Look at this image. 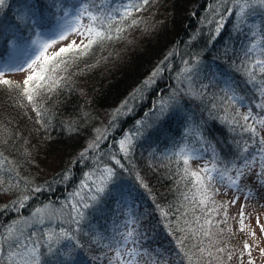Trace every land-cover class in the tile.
<instances>
[{"label": "trees", "instance_id": "obj_1", "mask_svg": "<svg viewBox=\"0 0 264 264\" xmlns=\"http://www.w3.org/2000/svg\"><path fill=\"white\" fill-rule=\"evenodd\" d=\"M87 2L98 4L99 0H3L0 4V69L7 66L9 70L6 72H16L12 69L24 51L22 47L29 45L37 28L47 26L50 14L62 13ZM124 2L105 0V7L109 10L122 8ZM156 3L158 6L152 8L151 14L155 23L145 34L142 31L146 27L145 13ZM239 3L240 0H148L140 11L134 10L131 17L120 23L124 31L119 38L94 45L86 55L70 61L66 69L64 66L58 69L56 78L60 83L54 89H41L34 94V100L29 101L20 87L1 85L0 139L6 145L0 144V193L5 198L0 200V238L7 228L18 224L38 207L49 202L60 203L72 185L79 183L89 170L102 171L113 166V177L108 180L107 188L77 227L79 235L63 240L54 254L46 255L45 259V264H108L109 240L118 228V203L134 200L143 204L153 199L163 204L164 201L168 203V197L169 203L177 205L174 202L176 193L168 196L165 192L170 191V185L164 176L169 171L165 169L166 162L181 166L182 157L176 155V146L184 139L186 142L198 139L196 143L209 146L212 151L214 149L217 155L214 160L221 171L233 163L242 167L253 157H264L260 131L256 128L258 135L245 131V127L252 123L250 119H242L244 110L251 109L257 113L255 115L264 113V73L259 72L254 63L258 59L264 60V9L251 12V16L242 21V17H237ZM159 10L161 15L156 18ZM21 16H26V19ZM222 18H225L224 23L220 20ZM132 20L137 23L132 24ZM139 36L144 38L143 41ZM130 37L133 48L129 50V62L121 60L122 63L114 64L107 57L104 66L111 64L112 73L100 75L98 67L103 64L100 50L109 55L113 48H104ZM10 41L15 45L10 46ZM81 64L84 71L78 70ZM154 68L155 73L152 72ZM188 69L194 73L193 76H189L191 71ZM249 70L256 77L255 81ZM138 87L142 91L135 99L140 101L129 104ZM164 93L172 99H162ZM126 100L128 103L122 106ZM163 100L173 101L166 111L159 106ZM110 106L114 107L108 120L104 110H109ZM150 115L152 117L149 118ZM147 117L151 119L150 123L156 118L149 127L145 125ZM66 118L72 119L70 121L76 124L75 127L80 128L75 137L77 140L71 142L73 146L68 157H72L79 146L82 147L83 144L77 141L96 133L98 122L104 119L107 122L92 147L88 146L71 159L72 163L65 165L69 166L68 171L64 170L69 175L57 171L54 175L44 176L38 168L32 174V163H38L34 158V146L59 145L64 129L72 127ZM34 121H39L41 127L38 128ZM188 128L194 129L197 135L185 136ZM125 134H133L132 138L138 145L131 149L132 152L130 147L122 151L120 144L116 143ZM31 142L33 144L29 145ZM138 153L155 156L161 167L148 173L142 164H131L129 158L134 159ZM145 177L150 180H146L147 184L142 182ZM216 182L212 183L218 189ZM189 183L190 180L186 184ZM211 194L213 201V191ZM157 195H162V201ZM223 200V206L231 205L229 200ZM223 206L207 204L201 209L192 204L194 216L199 218L191 221L193 230L186 235L188 243L183 239L181 253L175 234H167L164 230L165 236H169L165 237L161 234L162 229H157L156 234L147 232L142 240V249L148 250L150 257L167 260L166 264H248L250 259L259 264L262 258L254 256L261 255L260 249L238 233L236 237L242 239L238 238V242L226 246L225 251H219L218 244L224 243V234L220 230L224 217H227ZM213 208L215 212H210L209 209ZM177 219L164 214L160 221L163 227V221L170 223ZM205 220L211 223L205 224ZM46 226L43 224L39 228L45 229ZM22 229L21 242L34 227ZM215 230H218L216 234ZM204 231L210 235L204 236ZM191 241L194 249H186L184 245ZM245 242L253 246L251 256L244 250ZM241 251L245 252L243 256ZM9 252L5 251L0 258L4 264H10L7 259Z\"/></svg>", "mask_w": 264, "mask_h": 264}, {"label": "rangeland", "instance_id": "obj_2", "mask_svg": "<svg viewBox=\"0 0 264 264\" xmlns=\"http://www.w3.org/2000/svg\"><path fill=\"white\" fill-rule=\"evenodd\" d=\"M83 4L84 3L79 4L78 7L69 8L67 9V11H63L62 13L56 11L55 13L50 14L46 20L47 26L40 27L35 30L32 41L29 42L28 46L22 47L24 51L21 57L13 65V68L15 65H21L25 68V71H16L17 73L15 71L14 73L5 72L6 78L12 81L11 86H15L16 84H19L20 88L23 90V88L25 87L23 85V80L26 78L28 74H30V70L27 69L26 62H30L32 59L35 58L36 55L39 54V51L41 50V46L44 43L50 42L53 39L57 40V43L52 45V47L48 49V52L51 53L53 51L58 50L60 46H64L67 43H71L72 41H77L78 43L80 42L82 37L76 35L75 33H72L71 31L68 32L67 38L64 41L59 40L58 34L64 30L66 22L71 21L73 19L76 12ZM157 4L158 3L151 5L150 6L151 8L150 9L148 8L147 12L145 13V18L147 21H145L144 23L146 27L142 29V31H144L145 34L146 32L148 33V31H151L150 27L153 26L152 24L155 23V21L151 19L152 16L151 14H152V8L154 6H158ZM260 8L264 9V5L260 4L259 0H240L238 8L236 9L238 11L237 17L239 16L242 17V21H243L246 17L249 18L251 16L250 15L251 12H255ZM241 9H243V12H241ZM90 10L94 11L92 8H90ZM236 10H235V14H236ZM160 15H161V11L159 10L156 18H159ZM21 17L23 19H26L25 18L26 16H21ZM220 20L222 23H224L223 21H225V18H222ZM83 22L87 23L86 18L83 20ZM144 36L145 38H147L151 35L147 37L146 35ZM131 38L132 37L128 39L124 38L123 40L120 39L116 43L110 45L109 47L104 48V49L113 48L109 53V55L106 54L105 50H100L101 56H103L102 57L103 64L100 65V67H98L100 71L99 72L100 75L103 72L104 74L106 73L107 76L110 75V73H112L111 64L104 66V62L108 60L106 59L107 57H109L111 61L113 60L114 64H117L119 62L120 63L127 61L129 62L131 56V52L129 50L133 48V46L130 44L132 41ZM138 38L139 40L144 39L141 36H139ZM10 42H11L10 46L15 45L14 41H10ZM111 54L113 55L111 56ZM79 67H81L78 69L79 71L80 69L81 70L83 69L84 71L82 64ZM188 71L190 72L191 70L188 69ZM152 72L155 73L156 68H154ZM193 75L194 73L191 71L189 73V76H193ZM1 85L3 84H0V87H2ZM134 89L135 88H133L132 91ZM137 90L138 91L133 92L129 104L132 103V101L135 102V100H138L135 98L138 96L139 91H142V88L138 87ZM178 92L182 94L181 91L178 90ZM161 94L162 93H160V95ZM175 95L178 96L177 93ZM164 96L165 93L163 94L162 99H172V97L170 98V96H165V97ZM160 97H162V95ZM139 101L140 100L136 102ZM127 103L128 100L122 102L121 105L125 106ZM159 103H160L159 104L160 108L166 111L167 106H169L170 103L173 104V101L163 100L160 101ZM113 107L114 106H112L109 110L103 109L105 112V117L108 118V120L111 116ZM34 111L36 110L34 109ZM248 111L249 109L244 110V113L246 114ZM255 114L257 113L252 111V115L257 119L264 117V113L258 115ZM150 117L152 116L150 115L149 118ZM149 118L148 117L145 118V125L147 127H149L150 124H152L153 122L155 123L156 121L155 118L154 121L150 123L151 119L149 120ZM66 119H64V121L72 120V119H67V120ZM249 119L251 123L256 126L257 130L260 131L261 138L264 139V125L256 124V121L253 120L251 117ZM70 122L72 127L70 128L68 126V130H66V128L64 129L63 135H61L62 140L59 145L56 146L43 145V147L41 148L36 147L37 145L34 146L35 147L33 152L34 158L38 159V163H32V165H34V168H30L32 170L31 171L32 174L38 168V171L39 172L42 171L44 176L52 175V174L54 175V173H56L57 171H61V173L65 172L64 175H67L68 172L66 173V171L64 170H67L69 166H65V165L72 163L71 159L76 158L79 155V153L81 154L85 150V148H87L88 146L93 144L94 141H96V137L101 131L104 124L107 122V119L98 122L95 131L96 133L90 134V136L84 138L83 141H77L78 143H81L80 145L82 144L83 145L82 147L79 146L76 150L73 151L74 154L72 155V157L71 155L68 157L67 154L69 153V150L72 151V149H70L71 146H73L71 145V142H73L72 141L73 139L77 140V138L75 137L78 135L80 128L75 127L76 124L72 123V121ZM34 123L38 128L41 127L39 121H34ZM193 130L194 129H189V128L186 129L185 136L190 137L197 135ZM132 136L133 134L132 135L125 134L122 137H120L118 140H116V143L118 142L120 144L122 140H126V139L130 140V143L126 144V148L130 147V151L132 152L131 149H133V147L138 146L135 142V139L132 138ZM1 140L2 139H0V144L6 145ZM197 140L186 142V139H184V141L180 142L176 146L177 148L176 155H178V157L180 156L182 157V162L179 163L181 166H177L176 164L171 162H166L167 168L165 169L166 170L168 169L169 171L164 176V178L165 179L167 178V180H169L170 191L167 190L165 192L169 194L168 196H170L174 192L176 193L177 199H175L174 202H176L177 205H172L171 204L172 202L169 203L170 198L168 197H166L168 203L163 200L164 201L163 204L161 202H157L153 199H150L149 202L146 201L143 202V204H140L134 200H126L125 202L123 201L118 203V205H116L118 211L116 215V220L119 229L118 228L116 229L115 236L109 240L110 244L108 246V252H107L108 264H127V261L132 259L131 255L128 254L129 250L131 249H136L138 253L134 264H166L167 260H165L164 262L162 257L159 258L154 256L150 257L148 251L142 249V246H144L142 240L146 236L145 234H147V232L155 233L157 229H162L163 233L161 231V234L164 236H165L164 230L167 231V234H169L168 232L174 233L175 236L177 237L176 242L181 245L180 247L181 249L179 248L181 253L183 239L185 238L184 240H186L188 243V238L186 237V235L188 234L189 231L193 230V226L190 227L191 221L194 222L197 218H199V217L196 218L194 216L195 213L194 210L192 209V204L201 209L202 207H206L207 204H213L214 206H223L224 205L223 198L229 200L231 205L230 204L226 205V207L223 206L225 208L223 210L226 211L227 217H224L225 221L220 230L224 234V243L221 246H220L221 243L218 244L219 248L224 249L225 251L227 248L226 246L238 242V238L242 239L243 237H246V239L249 240V243L253 244L256 249L264 248V233H262L261 231V226H264V186L258 183V180L264 179V170H261L260 168V163L262 162L261 158L255 157L256 158L255 161L250 165L251 171H249L248 167L244 168L246 175L241 178L238 185L236 186L229 187L227 177H225L224 180L221 181L220 179L216 178L215 172L212 173L214 177L213 181L216 180L218 181V183L217 182L216 183L218 184L219 191L212 182L209 183L205 181L209 189L208 191L209 200L207 203L200 204V200L202 199V197L199 194H197V188L194 186L195 183L194 177L189 175L188 177H186L187 179L185 181L184 169L187 167L189 171H200L205 166L209 168H211L213 164H215L216 168L220 166L214 160V157H217L214 149L212 151L209 146L206 145L202 146L201 144L196 143ZM32 144L33 143L31 142V144L29 145ZM80 149L83 150L81 151ZM149 150L151 151L150 148ZM185 157L188 158L187 165H185L184 163ZM156 160L157 158L155 156L154 157L149 155L142 156L140 153H138L137 156L134 157V159H132L131 157L129 158V162L131 164L140 163L139 164L140 166L142 164V166L146 168L148 173L153 172V170L156 171L158 170V168L161 167L159 166L160 163L156 162ZM238 168L241 167L237 166L236 163H233L232 166H230L228 169L226 168H222V169H226L228 171V175L235 178V171ZM109 169L111 170L110 176L108 175ZM113 169H114L113 166L111 167L107 166L102 171H95L94 169L89 170L83 175L82 180L79 181V183L72 185V187L65 194L66 197L60 203L49 202L46 205L40 206L36 210H34L32 214L28 215L26 218L18 222V224H20L22 228H25L27 226L34 227V229L29 233L27 237L24 236L22 243L28 246H38L39 255L41 258V264L46 263L45 262V259L47 257L46 255L54 254L53 252L56 251L58 244H60L63 240H65L66 238L72 235H74V238L79 235L78 232L79 229H77L78 225L81 222H84L85 218L87 217V212L90 209V206L98 200L99 196L107 188L109 183L108 180H110L113 177ZM218 171L223 172L221 171V169H218ZM257 172H261V176L258 177L256 175ZM201 175H207V174L202 172ZM146 180L150 182V180L146 179V177L142 179V182H145L147 184ZM188 180H190V183L187 185L186 183L188 182ZM100 187H103L104 189L103 192H97V189ZM149 187L152 189V185H150ZM211 191H213V194L215 196L213 197V201H211V195H212ZM1 194L3 193H0V200H5L4 196ZM93 196H95L96 199H92ZM157 196L158 199L162 201V195L161 196L157 195ZM233 200H235L236 202L232 203ZM85 205L88 206L85 207ZM74 206L77 209L76 212L73 211ZM241 206H243V212H244L243 231L240 230L241 225L239 223L241 219L240 216ZM175 210L178 216L175 214ZM164 214L165 216L167 214L168 217H173L178 219L173 220L170 223L163 221V227H164L163 229L160 220H162V216H164ZM209 216L211 217L210 214ZM41 219L43 220V223H38V221ZM48 219L51 220L48 222ZM24 221H26L27 223L26 224L22 223ZM257 221H259V223H257ZM43 224H47L49 227L46 226L45 229L39 228ZM62 231L68 235H61ZM130 231L133 233V235L128 239L127 242H125L124 237ZM32 232L36 233L35 236L31 235ZM217 232L218 230L217 231L215 230L214 234H216ZM253 232L255 233L254 236L252 235ZM237 233L243 237H236ZM49 236L52 237L51 241L49 240ZM167 236L168 235H166L165 237ZM210 242L213 245L214 239H212ZM0 243H3L1 239H0ZM12 243H13L12 241H9L7 244H4V250L0 252V258L4 255L3 253H5V251L7 252L10 251L8 255L13 251H17L16 248L11 246ZM184 246L185 248L190 247L191 250L194 249L192 247V241ZM214 248L216 249V246ZM117 250L120 251L121 254L120 259H116ZM233 250L235 251V249ZM254 257L255 258L260 257V259L262 258V260L259 259L260 261L258 263L264 264V256L258 254L255 255ZM0 264H4V261L2 259L0 260ZM172 264H178V263L172 262Z\"/></svg>", "mask_w": 264, "mask_h": 264}, {"label": "snow or ice", "instance_id": "obj_3", "mask_svg": "<svg viewBox=\"0 0 264 264\" xmlns=\"http://www.w3.org/2000/svg\"><path fill=\"white\" fill-rule=\"evenodd\" d=\"M3 3V0H0V4ZM148 0H125L122 8H111L110 10L105 7V0H99V3H84L79 10L76 12L75 16L71 21L66 22L64 30L61 31L59 35V40L64 41L67 38L68 32L71 31L76 35L82 37L80 42L72 41L71 43H67L64 46H60L58 50L53 51L51 53L48 52V49L52 47V45L57 43V40L53 39L50 42H46L41 46V50L39 54L35 56L30 62L27 63V69L30 70V74L26 76L23 80V94L27 97L29 101L34 100V94H38L39 90H52L57 87L60 83V79L56 78L57 70L61 69L62 66L66 69L68 63L74 59H77L81 56L86 55L94 45L101 44L104 41L112 40L114 38H119V34L124 31L123 27H120V23L125 19L132 16L133 11H140L143 5L147 4ZM259 3L264 5V0H259ZM90 8H95L96 11L90 10ZM243 12V9H241ZM116 13V15H113ZM86 18L87 23H84L83 20ZM132 24L137 23L136 20L131 21ZM255 66H258V70L261 73H264V60H256ZM8 67L5 66L4 69H0V84L11 86L12 81H10L5 76V72L8 71ZM12 70L16 71H25V68L21 65H15ZM249 75L253 81H255L256 77L251 74L249 70ZM15 87L19 88L20 85L16 84ZM252 118L256 121V124L264 125V117L257 119L252 115L251 109L242 117L244 121H248L249 118ZM245 131H251L253 134L258 135L256 131V126L254 124H248ZM130 143V140H122L120 142V147L122 151H127L126 144ZM261 144H264V139L260 140ZM90 147H92L90 145ZM264 151V149H261ZM255 157L252 160H247L244 162L241 168L236 169L235 178L228 175V171L225 170L223 172L218 171L215 164L212 165L211 168L205 166L200 171H189L186 167L184 169V177H188L189 175L194 177V186L197 188V194H199L202 199L200 200V204L207 203L209 200L208 196V186L205 181L211 183L214 180L212 173H216V178L221 181L227 177L228 186H236L242 177L246 175L244 168L248 167L249 171H251L250 165L255 161ZM260 168L264 170V157H261ZM185 165L188 164V158H184ZM206 173L207 175H201V173ZM108 175H111V170H108ZM256 175L261 176V172H257ZM2 183V181H0ZM262 186H264V179L258 180ZM103 187L97 189V192H103ZM92 199H96L95 196ZM187 199V197H186ZM236 201L233 200L232 203ZM214 203V202H213ZM88 205H85L87 207ZM226 207V205L224 206ZM73 211L76 212L77 209L74 206ZM210 212H215V209H209ZM241 219L239 221L241 225V231L244 230V212L243 206H241L240 212ZM26 224L27 222H22ZM38 223H43V220H39ZM205 224L211 223L210 220H205ZM259 223V221H257ZM261 231L264 233V226H261ZM35 232H32L31 235L35 236ZM23 235V229L20 224H14L7 228L6 233L3 235L2 241L0 243V252L4 250V244H7L9 241H12V247L16 248L17 251L11 252L7 259L10 261V264H41V258L39 255L38 246H28L21 242L20 237ZM61 235H68L61 232ZM133 233L130 231L124 237V241L127 242L130 237H132ZM204 236H209L210 232L204 231ZM254 236L255 233L253 232ZM52 237L49 236V240L51 241ZM247 242L244 243V250L247 251V254L251 256V248ZM219 251L223 252L224 249H219ZM260 254L264 256V248H261ZM129 255H131L132 259L127 261V264H134L137 256L136 249L129 250ZM245 254L244 251H241L240 255L243 256ZM120 251H116V259H120ZM229 258H231V254H229ZM191 257H189V260ZM248 264H255V261L250 259Z\"/></svg>", "mask_w": 264, "mask_h": 264}]
</instances>
